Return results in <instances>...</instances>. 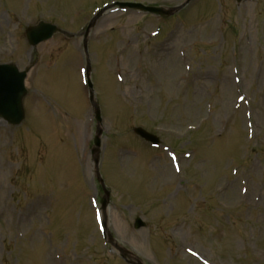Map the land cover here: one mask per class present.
I'll use <instances>...</instances> for the list:
<instances>
[{
    "label": "rangeland",
    "instance_id": "obj_1",
    "mask_svg": "<svg viewBox=\"0 0 264 264\" xmlns=\"http://www.w3.org/2000/svg\"><path fill=\"white\" fill-rule=\"evenodd\" d=\"M184 1L0 0V64L36 59L23 123L0 120V264H126L98 226L81 38L33 51L26 27L79 34L106 4ZM88 53L116 242L143 264H264V0H195L167 21L113 10Z\"/></svg>",
    "mask_w": 264,
    "mask_h": 264
},
{
    "label": "water",
    "instance_id": "obj_2",
    "mask_svg": "<svg viewBox=\"0 0 264 264\" xmlns=\"http://www.w3.org/2000/svg\"><path fill=\"white\" fill-rule=\"evenodd\" d=\"M191 0H187V2L179 8L173 9H163V8H151V7H144L139 4H122L119 5L120 8H130L141 13H150L157 16H161L162 18H168L172 16L174 13L181 10L185 5H187ZM239 2V0H238ZM101 15V13L99 14ZM99 17V16H98ZM95 20L91 22L89 25L86 34L88 31L94 26ZM59 30L50 25L45 23H39L35 27L28 28L26 31V37L29 44L32 47H35L38 43L51 38V36L55 33H58ZM84 49L86 50V40L84 41ZM18 74L15 67L12 66H2L0 67V117L6 120L11 125H19L23 120V110L21 101L25 96V90L23 88V81L26 76V72ZM89 88L91 89L90 83H88ZM96 108V121L100 123V116L97 106ZM134 132L143 138L144 140L151 142L152 144H158L159 141L154 137L146 134L142 130L136 129ZM101 135V131L97 130L96 137L94 139V148L92 149V154L94 156V162L97 165L98 163V152L100 146L99 137ZM108 193H106V200L101 201L102 209L106 208L108 203ZM144 227V224L139 220L136 219L134 228L139 229Z\"/></svg>",
    "mask_w": 264,
    "mask_h": 264
}]
</instances>
